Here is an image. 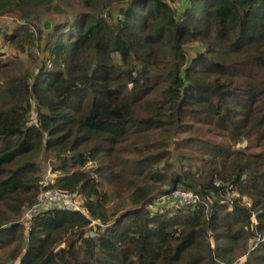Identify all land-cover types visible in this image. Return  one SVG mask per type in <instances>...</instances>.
<instances>
[{"label": "trees", "instance_id": "1", "mask_svg": "<svg viewBox=\"0 0 264 264\" xmlns=\"http://www.w3.org/2000/svg\"><path fill=\"white\" fill-rule=\"evenodd\" d=\"M180 1L0 0V37L46 53L0 59V264H264V0ZM50 189L81 209L24 218Z\"/></svg>", "mask_w": 264, "mask_h": 264}, {"label": "rangeland", "instance_id": "2", "mask_svg": "<svg viewBox=\"0 0 264 264\" xmlns=\"http://www.w3.org/2000/svg\"><path fill=\"white\" fill-rule=\"evenodd\" d=\"M176 1L177 2H175L174 5L178 6L179 3L181 4L180 0H176ZM74 4H75V7H72V6L67 7L68 11L64 13H60L54 9L47 12L45 10V7L43 10H41L42 7L39 9H36L31 17V20L33 22L32 23L33 28H35L33 30L35 31L36 28L38 27L43 28V22L44 20L48 18L52 19L54 23L56 24L57 22L61 20L64 21L66 19L73 18V14L88 10L85 5L77 1ZM75 8H77V10ZM14 17L15 16L13 15V17H10L8 20H3L1 24L4 27L10 26V29H12L13 27L19 25L20 20H21L17 16L16 18ZM44 45L45 43L43 41H40L37 39L35 43L32 45V49L28 48L29 50L22 52V51L16 50V45L13 42H7L2 37H0V59L2 61L1 63L11 62L9 67L12 68L13 70L12 73H15V74L24 72L25 70H28V69H30V71L33 72L37 70V68L42 64V62L44 61L46 57V53L44 51ZM186 48L188 51V55L192 56L198 50V43L189 42ZM37 50H39L40 52L42 51L41 52L42 54H40L39 51H38L39 53L37 54ZM13 61H14V64L12 63ZM5 70L6 69L4 68L3 69L0 68V80H5V75H4ZM243 145H245V143ZM57 175L58 173H54L52 171V164H50L49 162L46 164L45 171L42 174V182L44 183V185L49 184L50 182L54 181ZM20 220H22V217ZM245 258L246 256L240 257L235 264H241L245 260Z\"/></svg>", "mask_w": 264, "mask_h": 264}, {"label": "built area", "instance_id": "3", "mask_svg": "<svg viewBox=\"0 0 264 264\" xmlns=\"http://www.w3.org/2000/svg\"><path fill=\"white\" fill-rule=\"evenodd\" d=\"M79 197L78 191L67 192L58 189L43 190L38 197V201L32 208H29L25 212L24 218L30 219L40 211H47L50 209L51 203L57 202H60L67 209L79 210L81 209V204L78 201ZM171 197H174L181 205H188L198 201V196L196 194L183 189L175 190Z\"/></svg>", "mask_w": 264, "mask_h": 264}, {"label": "water", "instance_id": "4", "mask_svg": "<svg viewBox=\"0 0 264 264\" xmlns=\"http://www.w3.org/2000/svg\"><path fill=\"white\" fill-rule=\"evenodd\" d=\"M55 26V23L52 19L48 18L46 20H44L43 22V31L46 33H49Z\"/></svg>", "mask_w": 264, "mask_h": 264}]
</instances>
